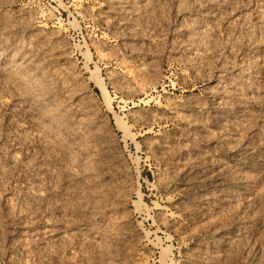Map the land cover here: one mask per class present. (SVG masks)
<instances>
[{"label":"rangeland","instance_id":"374dc122","mask_svg":"<svg viewBox=\"0 0 264 264\" xmlns=\"http://www.w3.org/2000/svg\"><path fill=\"white\" fill-rule=\"evenodd\" d=\"M0 264H264V0H0Z\"/></svg>","mask_w":264,"mask_h":264}]
</instances>
